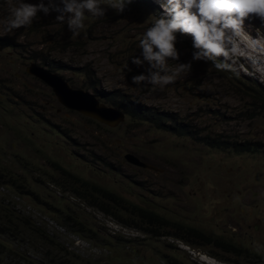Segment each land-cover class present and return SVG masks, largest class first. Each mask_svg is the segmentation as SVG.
<instances>
[{"label":"rangeland","instance_id":"1","mask_svg":"<svg viewBox=\"0 0 264 264\" xmlns=\"http://www.w3.org/2000/svg\"><path fill=\"white\" fill-rule=\"evenodd\" d=\"M20 2L0 0V38L7 37L11 43L32 49L37 57L44 58L49 53L53 68L44 66L72 88L93 93L84 85L90 80L99 92L117 89L124 101L130 98L150 108L155 112L153 117L175 113L189 126L209 125L217 132L256 141L264 148V104L256 103L258 97H250L253 91L245 89L249 84L264 91V35L248 23L244 22L238 34L228 33L232 42L226 44L227 54L217 57L242 76H248L244 85H229L210 68H203L200 61H193V50L188 46L192 38L178 34L179 59H167L162 69L163 75L172 77V82L137 86L131 78L146 74L147 64L137 67L131 63V56H140L143 33L162 14L156 0H132L122 13L108 6L114 0H100L105 16L94 18L86 14L84 29L76 36L83 48L76 46L74 53L68 47H60L68 40L70 31L66 24L56 22L55 12H38L28 26L5 32L12 9ZM23 2L36 4L39 0ZM44 2L47 4V0ZM260 22L264 27V21ZM114 51L116 56L109 59L108 53ZM23 59L17 47L0 44V81H5L0 86V144L6 147L13 143L14 150L27 158L23 167L15 165L21 167L19 173L24 177L10 179L12 185L0 188V193L37 230L47 231L67 249L68 255L77 254L95 264L105 263L107 252L100 240L105 236L111 240L110 264H264V153L237 154L207 148L190 137L160 131L127 115L116 126L95 121L62 106L47 84L25 71L28 64H23ZM189 62V72L179 70V63ZM63 65L70 68L64 70ZM80 67L88 71V76L78 72ZM13 87L21 88L28 100H35L32 105L37 109L32 112L37 113L24 116L19 107L4 102L3 97ZM244 113H252V119L244 118ZM40 114H44V119ZM1 121L23 130L24 140L15 137ZM128 152L151 163L156 170L126 162L123 155ZM48 160L133 203L195 226L219 242L190 248L169 235H149L122 225L87 207L66 187L52 183L59 170ZM30 189L34 192L27 193ZM16 190L22 194L15 195ZM74 210H84L89 217L96 231L94 240L76 232L77 226L64 224L66 213L73 216ZM0 241V264L41 263V255L36 252L40 248L34 249L31 237L27 239L29 244L23 246L26 262L8 258L5 242L2 238ZM8 244L20 251L17 243ZM55 254L57 258L59 252Z\"/></svg>","mask_w":264,"mask_h":264},{"label":"trees","instance_id":"2","mask_svg":"<svg viewBox=\"0 0 264 264\" xmlns=\"http://www.w3.org/2000/svg\"><path fill=\"white\" fill-rule=\"evenodd\" d=\"M67 38L68 40L60 46L62 49L68 47L74 53L77 50L76 46L78 49L83 48L80 43L81 41H78L76 36H73L71 32L67 35ZM0 42L6 46L9 44L12 47H17L20 53L24 55L23 64L38 62L43 64V66L46 65L53 68L52 63L54 60L51 59L49 53L48 56H45L44 58L37 57L32 49H28L26 46L19 43H11L8 41V38L4 36L0 38ZM188 46L190 50H193L192 41H188ZM108 56H110L109 59H112L114 56H116L115 51L108 53ZM216 59L218 63L230 65V68L218 69L211 62L205 61H200V65L205 69L210 68L212 73L222 76L221 80H227L229 85L237 82H241L242 85L246 83L248 80L247 76H242L231 64L221 61L218 58ZM69 68V66L63 65L64 70ZM78 72H83L88 76V71L84 67H80ZM10 77L15 78V75L12 76L10 74ZM4 85L5 81H0V86ZM84 85L91 89L94 95L99 97V99H104L108 105L121 110L125 115L132 117L133 120L138 122L140 120L143 123H149L160 131L173 133L178 136L190 137L197 143L207 148H213L219 151H233L237 154L264 153V148L256 141L241 139L237 135L230 137L222 132L213 130L212 127H209V125L199 126L196 123V125H190V127L189 123L186 121L182 122V120H180V118L175 113H159L155 115L158 116V119H156L155 116L153 117L155 112L150 110V108L140 105L137 101L133 102L130 98L128 101H124V98L119 96L120 93L117 91V89L109 93H102L98 91L97 86L92 84L90 80H88V83H85ZM245 89L256 92H252L249 94V96H257L258 99L255 102L258 104H264L263 88H256L248 84L245 85ZM3 98L4 102H6L11 107H19L21 114L24 116H28V113H37L32 112V110L37 109V107L32 105L35 100H28V98L23 95L22 89L19 87H13L11 93L7 94ZM25 106L29 107V109ZM12 112L14 115H16L15 110L12 109ZM40 115L41 119H44V114ZM252 117V113H244V118L252 119ZM1 123L10 129L15 137H20L24 140L23 130L7 121H1ZM7 159H10L11 161L7 162ZM26 161L27 158H25L19 151L14 150L13 143H9L6 147L0 144V188H8L10 185H12V183L9 185L10 179L15 181L17 177L22 176L19 173L21 167L16 168L15 165L19 163L20 166L23 167ZM47 163L52 165L53 168L59 170L57 176L51 179L52 183L57 184L60 187H66V189L74 197L85 202L87 207H92L102 212L104 215L111 216L122 225L129 226L149 235H169L182 241L190 248H194L198 245H203L206 243L219 242L216 238L209 236L204 231L195 226L186 225L181 220L177 221L173 218L170 219L159 211H155L152 208L143 207L137 203H133L108 187L102 186L93 181H89L77 174L70 172L69 170L61 167V165L57 162L48 160ZM33 192L34 191L30 189L27 193ZM20 194H22V191L16 190L15 195ZM1 195L2 194L0 193V238H2L5 242L4 244L6 245V250H4V252L8 258L26 262L23 246L24 244H29L27 239L28 237H31V241L34 243V249L40 248L39 250L36 249V252L41 255V263L39 264H95L91 259L85 260L77 254L68 255L67 249L63 248L60 243L56 242V240L51 237L47 231L37 230V227L32 224V222H30L29 219L22 214V212L15 209L9 198L2 197ZM71 213H73V216L67 212L66 218L61 214L66 220L64 224H71L72 228L77 226L76 232L83 233V237L90 239V241L94 240L93 238H96L94 235L96 231L90 222L89 217H86L84 210H74L71 211ZM124 216L126 217L124 218ZM100 240L103 244V250L105 249L107 252L104 264H110L108 258L110 254L109 242L111 240H108L106 236ZM8 242L17 243V245L20 246V251L13 249L8 244ZM228 243L232 248L235 247L231 242ZM2 244L3 243H1V245ZM30 248L32 249L31 246ZM41 250L43 252H41ZM55 252H59L57 258ZM218 260L222 262H229L226 258H218ZM27 264H34V262H27Z\"/></svg>","mask_w":264,"mask_h":264},{"label":"clouds","instance_id":"3","mask_svg":"<svg viewBox=\"0 0 264 264\" xmlns=\"http://www.w3.org/2000/svg\"><path fill=\"white\" fill-rule=\"evenodd\" d=\"M131 2L132 0H114L108 6L122 13ZM156 2L162 9V14L143 33L139 41L140 56H131V63L137 67L147 64L146 74L133 75L131 78L132 83L137 86L145 83L155 85L161 81L164 84L172 82V77L163 75L162 69L167 59H179L180 54L176 47L178 34L192 38L193 61L211 62L218 69L230 68V65L218 63L216 59L227 54L226 44L232 42L229 32L238 34L245 22V25L248 23L264 35V27L260 22V19L264 21V0ZM102 6L100 0H47V4L44 0H39L36 4L21 0L19 5L12 9L10 22L4 30L12 32L28 26L37 17L38 12L45 15L55 12L56 22L66 24L73 36H79L84 29L86 14H91L94 18L105 16V8ZM190 69V62L179 63V70L189 72Z\"/></svg>","mask_w":264,"mask_h":264},{"label":"water","instance_id":"4","mask_svg":"<svg viewBox=\"0 0 264 264\" xmlns=\"http://www.w3.org/2000/svg\"><path fill=\"white\" fill-rule=\"evenodd\" d=\"M25 71L47 84L58 102L67 109L77 111L108 126H116L125 119V114L121 110L100 102L94 94L87 90L72 88L62 77L37 62L29 63ZM123 158L135 166L156 170L151 163L141 160L133 153H125Z\"/></svg>","mask_w":264,"mask_h":264}]
</instances>
